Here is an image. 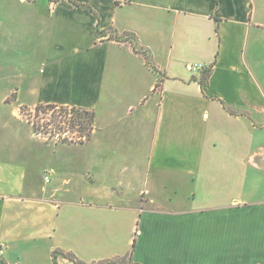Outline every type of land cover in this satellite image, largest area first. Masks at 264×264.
I'll return each instance as SVG.
<instances>
[{
    "label": "crops",
    "instance_id": "obj_1",
    "mask_svg": "<svg viewBox=\"0 0 264 264\" xmlns=\"http://www.w3.org/2000/svg\"><path fill=\"white\" fill-rule=\"evenodd\" d=\"M15 3L94 129L83 177L0 163L2 263L264 264V0Z\"/></svg>",
    "mask_w": 264,
    "mask_h": 264
},
{
    "label": "rangeland",
    "instance_id": "obj_2",
    "mask_svg": "<svg viewBox=\"0 0 264 264\" xmlns=\"http://www.w3.org/2000/svg\"><path fill=\"white\" fill-rule=\"evenodd\" d=\"M15 1L0 0V163L10 158L15 165H25L29 168L28 183L40 189L49 169L55 170L50 181L72 173L79 177L87 175L89 130L76 126L79 108L57 105L51 108L32 102L45 92L51 95L49 90L59 79L62 88L69 82L60 76L52 82L44 72L41 55L34 56L36 24L32 28L30 19L33 15ZM11 28L15 33L7 37L6 32ZM57 145L79 149L73 148L67 154L47 148ZM57 155L70 159L56 165Z\"/></svg>",
    "mask_w": 264,
    "mask_h": 264
},
{
    "label": "trees",
    "instance_id": "obj_3",
    "mask_svg": "<svg viewBox=\"0 0 264 264\" xmlns=\"http://www.w3.org/2000/svg\"><path fill=\"white\" fill-rule=\"evenodd\" d=\"M207 78H208V71H205V72L203 71L202 77H201V83L205 84L207 82ZM47 106H49L51 108H57V106H53V105H47ZM62 108H65V107H62ZM77 112L79 114L77 115V118H76L77 120L75 121L76 126H78L81 130H84V129L89 130V135H87V138L89 140L91 131H93V115L94 114H92L89 111H85V110H80ZM82 115L85 116L86 118H83ZM64 257H66V259L71 261L72 264H85L84 262L78 260L76 256L71 255V253L64 254ZM98 264H103V263H98ZM104 264H113V263L107 262Z\"/></svg>",
    "mask_w": 264,
    "mask_h": 264
},
{
    "label": "built area",
    "instance_id": "obj_4",
    "mask_svg": "<svg viewBox=\"0 0 264 264\" xmlns=\"http://www.w3.org/2000/svg\"><path fill=\"white\" fill-rule=\"evenodd\" d=\"M51 2H56L58 0H50ZM205 70L204 66L202 64H192L188 66V71L191 73L199 72ZM52 174V171L46 172L45 177H43L44 183L49 182L50 175ZM3 256H5V248L3 245L0 244V264H2Z\"/></svg>",
    "mask_w": 264,
    "mask_h": 264
}]
</instances>
